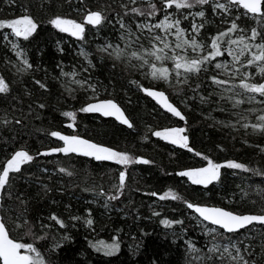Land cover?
Listing matches in <instances>:
<instances>
[{
	"label": "snow or ice",
	"instance_id": "1",
	"mask_svg": "<svg viewBox=\"0 0 264 264\" xmlns=\"http://www.w3.org/2000/svg\"><path fill=\"white\" fill-rule=\"evenodd\" d=\"M0 3L5 6L0 12L9 13L0 17V132L10 133L0 138V264H57L64 243L71 239L60 214H33V186L39 189L37 196L47 195L52 188L45 179L74 178L81 158L97 167L114 166V171L105 173L106 185L85 184L80 189L92 196L86 204L102 203L107 210L112 202L121 201L133 166L154 164L150 158L84 138L77 131L79 114L114 118L136 130L135 121L113 98L117 84L125 94L135 91L150 98L154 112L172 121L168 126H148L142 140L151 142L155 137L173 146L170 154L181 149L199 158L201 166L174 173L186 178L185 183L210 192L224 185L226 174L264 178V166L221 157L228 151L222 142L207 153L196 149L188 119V112L198 110L208 128L226 132L233 144L239 140L264 159V0H60V11H52L54 0ZM37 11L50 14L38 19ZM41 31L75 38L82 60L70 65L57 61L51 72L37 63L31 46ZM63 43L61 36L56 41L61 54ZM91 44L94 49L88 47ZM97 67L109 70L107 84L96 77ZM54 88L59 105L55 110L63 127L34 128V121L43 124L44 114L53 110ZM33 128L47 142L42 149L26 146L24 137ZM40 157L46 158L45 165L55 159L54 168L41 165ZM236 189L242 193L239 199L235 191L229 198L225 189L220 204L187 199L172 189L162 194L139 187L135 191L156 198L148 205L149 218L155 217L182 240L183 264H264V184L255 187V198L249 195L251 188L237 184ZM168 201L184 206L183 218L162 217L156 207ZM245 203L251 206L242 211L240 205ZM71 207L65 205L69 221L93 228L96 221L90 207L85 209L87 215L74 214ZM186 219L199 227V239L189 237ZM174 226L184 235H177ZM89 247L111 257L120 251V241L113 235L110 243L89 241Z\"/></svg>",
	"mask_w": 264,
	"mask_h": 264
},
{
	"label": "trees",
	"instance_id": "2",
	"mask_svg": "<svg viewBox=\"0 0 264 264\" xmlns=\"http://www.w3.org/2000/svg\"><path fill=\"white\" fill-rule=\"evenodd\" d=\"M34 4L39 0H32ZM93 3L96 0H92ZM60 0H54L52 11H60ZM5 6L0 3V8ZM65 12L69 10L64 9ZM8 10L0 12V17L7 16ZM38 19H45L46 14L35 13ZM63 36L65 51L63 54L57 51L56 41ZM92 36L89 35V40ZM71 41V43L69 42ZM94 49L95 45H88ZM40 51H35V49ZM32 55L37 63H42L43 67L51 70L55 67L57 61L63 60L64 64L70 65L73 62H79L82 57H77L79 45L75 38L67 34H54L51 31H41L32 41ZM98 63V61H96ZM43 72L41 71L40 75ZM96 77L105 84L109 81V70L103 67H97ZM147 83V82H145ZM111 90V89H110ZM122 89L118 84L115 88L114 99L126 111V114L135 121L136 130H129L121 126L112 119L101 118L94 114H79L78 129L79 134L84 138H90L121 150H127L132 154L150 158L154 161L152 165H135L130 170V179L125 194L121 197L119 203L112 202V205L106 210L101 204H86L92 196L80 189L85 184L91 186L93 183L107 184L105 173L114 171V166L97 167L96 162H89L86 158H81L76 163L77 176L72 179L64 177L49 183L52 191L47 195L42 192L40 196L36 193L39 190L36 186L30 189L32 200L33 214L54 212L62 216L68 223L67 232L71 239L64 243L63 249L58 254L57 264H183V242L176 239L173 235V229H165L159 224L155 217L149 218L151 212L148 208L149 203L156 200L155 197L149 199L142 196L140 192L135 191L137 187L144 190H161L172 189L187 199L201 200L208 203L220 204L224 200L225 192L231 198V193L236 192L237 199L242 195L237 184H242L244 188L252 190L249 195L255 198V187L264 184V178L252 176L250 173H239L236 176L225 175L224 185L212 188V191L205 192L200 186H190L185 183L186 178L174 175L175 172L183 168L201 166L198 157H194L186 150L175 149L174 154H170L173 146L164 141L157 142V138L152 137L151 142L142 140L148 126H168L172 123L164 114L154 112L153 102L144 97L143 94L135 91L128 92ZM71 103V102H69ZM53 110L44 114L43 124L41 121H34V128L44 127L55 130L57 127H63L60 121L63 119L55 108L59 107L56 103V89H53L51 99ZM2 106V105H0ZM187 111V110H185ZM188 119L192 128L191 143L196 149L203 152H209L210 148L216 142H222L227 146L226 153H220L221 157L228 156L235 158L240 162L250 164V166H264V159L251 148L243 146L239 140L233 144L231 138L224 131H217L207 127V122L203 121L198 110L188 112ZM182 126V122H181ZM31 130L30 136H25L27 147L30 149H42L46 145L43 134ZM66 133L73 132L72 129H65ZM10 133L0 132V138L9 136ZM33 154L35 152L33 151ZM216 156L217 153H211ZM46 158L40 157L39 163L49 168L51 171L55 165V159L52 163L44 164ZM36 172V168H32ZM238 171V170H237ZM166 173H173L168 175ZM77 184L80 187H77ZM61 185L64 188L61 189ZM194 189H196L194 191ZM55 201L56 203H53ZM163 206H157L156 210L162 213L166 218H183L180 213L184 211V206L178 201L159 202ZM71 204V211L77 215H87L86 208H91L93 218L96 221L93 228H86L82 222H72L68 220V212L65 211V205ZM250 203L240 205L241 210L249 208ZM173 208L177 211H173ZM138 210V213H137ZM137 214L139 219H136ZM76 223V227L72 224ZM185 227L188 235L192 239H199L201 236L199 227L195 221L185 220ZM177 235L182 236L184 233L179 226H174ZM117 230H120L119 232ZM146 233V234H145ZM259 227L256 229V251L260 252L259 247ZM113 235H116L120 241V251L111 257H105L102 253H96L89 247V241L105 240L111 242ZM176 239V243L173 240ZM202 243V240L200 241Z\"/></svg>",
	"mask_w": 264,
	"mask_h": 264
},
{
	"label": "water",
	"instance_id": "3",
	"mask_svg": "<svg viewBox=\"0 0 264 264\" xmlns=\"http://www.w3.org/2000/svg\"><path fill=\"white\" fill-rule=\"evenodd\" d=\"M150 99V98H149ZM154 103V102H153ZM94 115H98V114H94ZM107 119H112V120H114V118H107ZM115 121V120H114ZM116 122V121H115ZM116 123H118V122H116ZM119 124V123H118ZM126 127V126H125Z\"/></svg>",
	"mask_w": 264,
	"mask_h": 264
}]
</instances>
